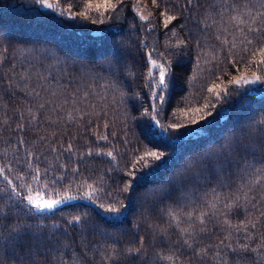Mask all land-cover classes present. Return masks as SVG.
Returning a JSON list of instances; mask_svg holds the SVG:
<instances>
[{
    "label": "trees",
    "instance_id": "trees-1",
    "mask_svg": "<svg viewBox=\"0 0 264 264\" xmlns=\"http://www.w3.org/2000/svg\"><path fill=\"white\" fill-rule=\"evenodd\" d=\"M89 2L103 0H47L52 8L0 0V167L24 195L67 191L78 197L34 214L32 222L45 232L58 226L59 246L47 264H172L161 259L168 256L175 264H264V82L232 83L254 74L264 81V64L257 63L264 0H125L117 12L103 18L93 12L85 20L80 12ZM136 4L147 11L145 21ZM167 15L177 20L166 28ZM147 58L171 76L164 103L146 86L158 79L157 70L148 76ZM214 85L228 95L214 99L216 91L208 92ZM210 103L211 116L195 111ZM201 116L207 119V125L200 121L201 135L174 138L170 124L184 132ZM157 121L164 136L153 127ZM225 140L251 144L255 155L239 152L222 180H192L197 168L190 161ZM161 148L168 165L134 183L147 171L139 157ZM37 166L67 179L34 182L28 170ZM125 183L132 185L128 192ZM7 187L0 178V190ZM92 201L127 208L121 218L105 220ZM229 204L240 207L230 211ZM12 207L5 195L0 208ZM84 213L90 227L81 232L68 220ZM11 216L21 217L20 210L13 208Z\"/></svg>",
    "mask_w": 264,
    "mask_h": 264
},
{
    "label": "snow or ice",
    "instance_id": "snow-or-ice-1",
    "mask_svg": "<svg viewBox=\"0 0 264 264\" xmlns=\"http://www.w3.org/2000/svg\"><path fill=\"white\" fill-rule=\"evenodd\" d=\"M125 2V0H117V3H113L112 0H103V3H86L84 5V10L80 12V15L87 20L89 18V14L95 12L100 17H105V14L108 12L115 13L119 10V7ZM191 3V0H188ZM36 3L41 4L44 8H52L53 5L47 3V0H36ZM153 3H156V0H153ZM74 5H70V8ZM163 15V13H162ZM75 19V16L70 17ZM141 19H147V17L141 16ZM177 17L174 15H167L165 19V27L172 24L173 21H176ZM103 23V20H101ZM173 35L175 33L173 32ZM251 43V41H249ZM259 55L262 57L260 61H257L258 64H264V46L260 48ZM149 57H151V53H149ZM151 68L159 69L158 79L155 80V83L149 82L146 86L149 89L155 88L156 91H152L151 95L159 100L161 103L165 102V96L163 93L167 92L172 84L171 76L168 71L165 69L163 65L156 64L154 59H150ZM111 71V69H109ZM149 77H152V72L149 71ZM258 82H264L261 80V76L255 75L251 80H248L244 77H240L239 79L234 80L233 85L239 86L243 84H255ZM216 91V95L214 99H219L220 94L228 95V92L225 89L220 88L219 85H214L213 87L208 88V92L212 93ZM211 107H215L214 103L205 104L203 109L197 108L195 111L197 113L201 111H208ZM212 112L208 111V116H211ZM201 120H204L205 125H207V119L203 116L200 119H193L190 125L184 126L185 131L180 132L179 129L181 125L178 124H170L172 131L176 133L175 139H179L184 135L189 136H199L202 134V125L200 123ZM153 127H159L161 129L160 135H165V129H163L162 122L157 121V123L153 124ZM146 147H148L146 145ZM55 151V149H52ZM66 151L71 152L72 147L66 149ZM166 149H159L156 151L148 150L144 155L139 157V161L143 162L142 167L147 171H144L139 176H134V183H142L145 179L155 174V170L164 168L168 165V160L165 158ZM249 152L251 151L252 155H255L256 149L252 148L251 144H245L243 146L237 147L231 142L225 140L224 142L215 146L214 149H209L208 151L199 154V156L190 161L192 167L197 168V172L194 176H192V180L199 182L200 178L203 177L204 181L207 182L210 179L211 175H217L220 180L223 179L224 174L229 171L231 165L234 163L233 157L236 156L239 152ZM261 156L264 157V147L260 149ZM99 155V153H97ZM107 156L111 157L112 153H106ZM36 159H40V157H36ZM247 157H245V160ZM189 165H185L187 168ZM199 166V167H197ZM65 167V166H61ZM12 169L8 168L7 172H11ZM73 173H76V169L72 170ZM134 171H139V168L134 169ZM209 173V176H205V173ZM28 176L31 177L32 181H45L50 179L53 184L57 181H64L67 179V174L63 175H55L53 174L49 177V168L44 167L43 170L40 166L35 167L34 169L29 167ZM0 178L6 181L7 188L0 190V201L4 199L6 195L8 200L12 203L13 207L9 208L7 212L4 211L3 208H0V264H39L40 260H44L45 264H47L49 253L53 251L54 247L58 248L59 239L55 234V227L50 229L48 232H45L46 226H41L39 224L33 223L32 221L36 220L37 217L34 215L35 213H44V212H54L59 205L65 204L67 201L76 200L78 197L74 195H69L67 191H65L62 195L60 193H56V196L59 198H49L44 199L43 197H33L31 195L22 194L19 189L20 185L16 187H12L13 181L8 179V176L5 174V169L0 167ZM20 179L24 180L26 177L21 176ZM219 182V181H218ZM171 187V185H169ZM88 187L91 189L93 185L89 184ZM132 188L131 184L125 183V187L123 189L124 192H128ZM215 191V189H213ZM150 194V190H146ZM84 199L91 200V194H86ZM130 199V197L128 198ZM94 209L100 210L101 215L104 216V219L107 220L108 215H111L113 219H119L124 216L127 205L123 203L114 202L109 203L108 206H105L103 203L96 204L95 201H92ZM226 207L232 211L234 208H239V205L229 204ZM13 208H18L21 212V217L13 218L11 213ZM206 214H202L199 219L201 224H204L203 216ZM88 213H84L83 215H76L72 219L68 220L69 224L79 225L81 232L85 231L89 225L85 223L87 220ZM23 219L21 223L20 220ZM175 219V217H173ZM191 219V216H189ZM224 224L231 226L229 221L224 220ZM247 226V225H245ZM91 227H94L92 225ZM253 227L255 225L253 224ZM187 233V229L184 230ZM203 231V229H202ZM59 235H67L66 232L59 233ZM191 236V233H188ZM193 239H195L193 237ZM185 245L188 246L189 249H193L192 245L189 244L188 240L185 239L183 241ZM65 248L68 245L64 246ZM244 250L248 249V245L243 246ZM251 251H255V249H251ZM233 252H236V249H233ZM196 255H200L201 253H195ZM239 260H246L247 257L245 255H238ZM163 260H168L175 264V260L173 256L161 257ZM227 264V262H225Z\"/></svg>",
    "mask_w": 264,
    "mask_h": 264
},
{
    "label": "rangeland",
    "instance_id": "rangeland-1",
    "mask_svg": "<svg viewBox=\"0 0 264 264\" xmlns=\"http://www.w3.org/2000/svg\"><path fill=\"white\" fill-rule=\"evenodd\" d=\"M134 10H135V12L137 13V15H138V17L140 18V20L141 21H145L146 19H144V20H142L141 19V16H144V17H147L148 18V14H147V11L143 8V7H141L140 5H138V4H136L135 6H134ZM147 60H148V64H149V70L150 71H152V70H157V74H158V76H159V69L158 68H156V69H153V68H151V64H150V58H147ZM156 64H158V65H162V64H159V63H157L156 62ZM242 77H244V78H246V79H248V80H251L252 78H253V76H242ZM240 78V77H239ZM239 78H237V79H239ZM236 80V79H235ZM243 84V83H242ZM241 84V85H242ZM224 112H225V109L222 111V115L224 114ZM26 195H31V196H33V197H43L44 199H49V198H59V197H45L44 196V194L42 193V192H40V191H32V192H29L28 194H26ZM68 202V201H67Z\"/></svg>",
    "mask_w": 264,
    "mask_h": 264
}]
</instances>
